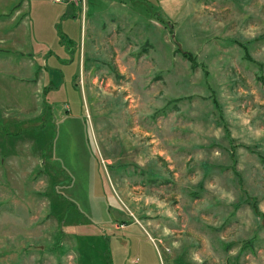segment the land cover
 <instances>
[{"label":"rangeland","instance_id":"obj_1","mask_svg":"<svg viewBox=\"0 0 264 264\" xmlns=\"http://www.w3.org/2000/svg\"><path fill=\"white\" fill-rule=\"evenodd\" d=\"M115 1L0 24V264H264V0Z\"/></svg>","mask_w":264,"mask_h":264},{"label":"crops","instance_id":"obj_2","mask_svg":"<svg viewBox=\"0 0 264 264\" xmlns=\"http://www.w3.org/2000/svg\"><path fill=\"white\" fill-rule=\"evenodd\" d=\"M27 0H21L17 3V5L11 9V4H9V8L6 9L5 12L1 13L0 19L2 17L7 18L11 15V11H14V15L12 18L1 21V22H12L16 20L21 14L22 19L24 14L22 13L25 9L27 10ZM44 6H49L55 9L58 8V13L51 17V21L55 23L56 21L62 20L66 14H70L69 7L74 9V7L79 8V14L81 17V27L83 26V31L80 32L79 44H78V62L81 61L80 53L85 52V41L88 42V50L89 52L97 53L103 52L104 54L109 53H117L118 51V41L120 38L124 37V32L129 33L131 37H134V41L138 44L139 38H141L143 43H147L146 38L148 37L145 32L138 27L136 22L127 21L121 13V5L117 3L115 0H83V4L80 2L71 3L67 5L53 4L50 0H45ZM105 6L103 9H100L98 14L96 12H92V5L95 4ZM177 4V2H171L170 0L161 3V12L166 14V11L173 10L172 6ZM75 17L76 13L73 11ZM63 21V20H62ZM97 22H100L99 25H96ZM56 25V24H55ZM1 28H4L0 25ZM16 28V27H14ZM148 44V43H147ZM98 47L99 50H98ZM107 56V55H106ZM103 58V57H102ZM108 58V56H107ZM91 59L94 60L93 57ZM101 59V58H100Z\"/></svg>","mask_w":264,"mask_h":264},{"label":"built area","instance_id":"obj_3","mask_svg":"<svg viewBox=\"0 0 264 264\" xmlns=\"http://www.w3.org/2000/svg\"><path fill=\"white\" fill-rule=\"evenodd\" d=\"M54 4L67 5L75 2L83 4V0H50Z\"/></svg>","mask_w":264,"mask_h":264},{"label":"water","instance_id":"obj_4","mask_svg":"<svg viewBox=\"0 0 264 264\" xmlns=\"http://www.w3.org/2000/svg\"><path fill=\"white\" fill-rule=\"evenodd\" d=\"M172 41L174 42V40L172 39ZM177 49L180 50V46L176 43ZM264 224V223H263Z\"/></svg>","mask_w":264,"mask_h":264}]
</instances>
